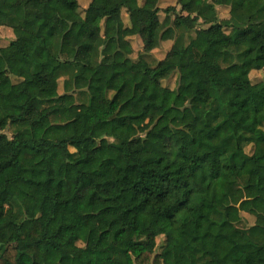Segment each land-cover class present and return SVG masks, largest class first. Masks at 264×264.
I'll return each instance as SVG.
<instances>
[{"label":"trees","instance_id":"trees-1","mask_svg":"<svg viewBox=\"0 0 264 264\" xmlns=\"http://www.w3.org/2000/svg\"><path fill=\"white\" fill-rule=\"evenodd\" d=\"M159 1L0 0L14 35L0 45V264H264V82L250 79L264 0ZM169 24L179 35L151 66ZM103 85L105 110L90 93L77 103Z\"/></svg>","mask_w":264,"mask_h":264},{"label":"rangeland","instance_id":"rangeland-1","mask_svg":"<svg viewBox=\"0 0 264 264\" xmlns=\"http://www.w3.org/2000/svg\"><path fill=\"white\" fill-rule=\"evenodd\" d=\"M189 0H184V2H187ZM221 2H225L226 0H220ZM140 2L142 3V0H140ZM81 5L82 2H80ZM159 7L162 8V10L169 8V7H173L177 12H180V5L178 4V0H160L159 1ZM217 11H218V15L220 18H228L229 17V10L226 7H220L217 6ZM98 14H103L101 11H96ZM166 15L168 16L167 18L170 20V22L173 20V13H165L163 11H161L159 13V18L161 21H163L166 17ZM141 14H133V15H129L127 14L125 11L122 12V20L123 22L128 25L129 24V19L131 20H138L141 18ZM6 27H2L0 28V45L2 47H5L9 44L10 40L14 37L12 30H6ZM179 35V32H177V30L174 28V26L172 24H169L167 27H165L162 32H161V36H160V44L159 47L155 50L152 51V53H150L149 55L146 56L147 61L149 62V64L151 66L156 65V63L158 62V60H161L165 57L166 53L170 50L174 39ZM228 41L232 44L234 43L233 40V34L231 33H227L226 35ZM186 38V36H185ZM184 38V39H185ZM187 39H185L186 41ZM94 41V38H87L85 39L83 42L85 43V45H91ZM130 42L133 46L134 52L132 54L133 58H137V56L142 53V43L140 42V39L137 36H133L130 38ZM249 59H247L244 63H242L240 65L239 68V72L241 74H246L249 70ZM250 79L252 81L253 84H259L260 82H264V69L260 70V71H251L250 73ZM176 80H177V76L175 74L171 75L168 79H165L162 81V84L170 89H175L176 88ZM13 81H17V79L13 78ZM63 82H64V78H61L59 80V86L57 88V90H51L47 93V97H56L57 95H61L63 93ZM91 94L94 95L98 98L99 100V107L101 110H105L106 109V99L109 97L107 91L105 90L104 85L98 88H91L89 91L88 90H83V91H75L74 92V96L77 100V103H80L81 101L84 100L86 94ZM251 94L254 95H258V96H262L263 95V91L262 88L260 86H256L251 88ZM84 122H88L87 119L84 116H81ZM154 124V119L151 117H146L143 121V127L145 128V130L150 129ZM264 129V126H263ZM16 129L13 126H8L3 132L8 136V137H12L15 133ZM252 150V146L248 145L245 147V151L247 153H251ZM63 151V155L65 158L69 157V154L71 152L74 151L73 148L71 147H65L62 149ZM254 204V201L252 200H245L240 204V209L243 210V212L241 213L243 216V220L242 222L239 224V227L244 229L245 231L249 232V233H253V224H254V217H252L251 215L247 214L246 212H244L245 210L249 209L252 205ZM230 231L232 232L233 229L231 228ZM164 241V237L163 236H159L156 239V243H157V251L159 250L160 246L162 245ZM79 246H83L84 242H78Z\"/></svg>","mask_w":264,"mask_h":264},{"label":"crops","instance_id":"crops-1","mask_svg":"<svg viewBox=\"0 0 264 264\" xmlns=\"http://www.w3.org/2000/svg\"><path fill=\"white\" fill-rule=\"evenodd\" d=\"M83 2V6H87V4L90 2V0H81Z\"/></svg>","mask_w":264,"mask_h":264}]
</instances>
